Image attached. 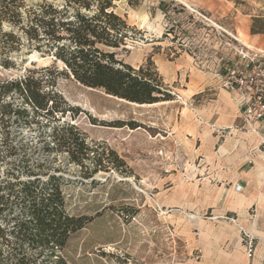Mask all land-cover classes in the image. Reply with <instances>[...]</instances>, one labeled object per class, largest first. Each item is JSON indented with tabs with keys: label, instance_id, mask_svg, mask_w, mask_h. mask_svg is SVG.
I'll use <instances>...</instances> for the list:
<instances>
[{
	"label": "rangeland",
	"instance_id": "374dc122",
	"mask_svg": "<svg viewBox=\"0 0 264 264\" xmlns=\"http://www.w3.org/2000/svg\"><path fill=\"white\" fill-rule=\"evenodd\" d=\"M40 1L24 0L27 5ZM197 1L115 2L116 14L134 29L133 40L116 51L117 58L136 69L151 61L172 101L142 106L109 97L58 75L61 63L26 49L12 56L16 70L0 68L1 79L29 69L58 72L48 104L53 115L35 116L23 106L29 116L0 120V181L3 187L12 184L11 194L1 193L7 209L0 224L9 233L0 241V264L21 258L29 264H58L48 259L49 248L13 234L21 223L35 232L18 183L38 179L36 193L47 195L49 177L56 179L65 212L82 223L59 254L65 264H264V207L248 208L236 223L232 214L219 213L225 201L218 193L221 184L204 180L201 142L188 137L211 93L187 98L188 74L172 67L183 55L191 80L197 72L217 81L219 67L236 62L237 51L248 45L242 29L256 11L252 2L264 0L232 1L221 17L203 11ZM252 25L264 29V23ZM177 69L181 85L171 82ZM15 100L20 106L22 100ZM235 122L230 129L237 128ZM70 127L92 151L79 158L82 166L58 147V140L71 139L65 130ZM96 162L106 169L92 173ZM248 238L257 246L256 256L242 263L228 246L238 243L243 254L241 244Z\"/></svg>",
	"mask_w": 264,
	"mask_h": 264
},
{
	"label": "trees",
	"instance_id": "16d2710c",
	"mask_svg": "<svg viewBox=\"0 0 264 264\" xmlns=\"http://www.w3.org/2000/svg\"><path fill=\"white\" fill-rule=\"evenodd\" d=\"M116 1L41 0L27 5L24 0H0V68L16 70L18 65L12 56L23 49L28 54L53 58L54 64L63 66L60 73L49 68L29 69L17 78H0L1 121H10L13 115L29 116L23 106H28L35 116L53 115L48 104L53 96L55 73L71 77L83 87L100 90L107 96L132 104L153 105L173 100L151 61L136 69L117 58L116 51L125 50L127 42L133 40L131 33L134 29L116 14ZM255 23L261 25L264 20H254ZM251 34H264V29L252 25ZM15 99L22 100L20 106ZM65 130L71 134V139L58 140V147L64 148L71 159L82 166L79 158L92 151L85 137L74 132V127ZM100 169L106 168L96 162L92 173ZM37 180L18 183L35 232L31 233L27 224L21 223L13 234L49 248L48 259L65 264L59 254L82 223L65 212V201L54 177L48 179L51 191L47 195L36 193L34 185ZM3 183L0 181V220L7 209L6 199L1 193L8 190L11 194L12 189V184L3 187ZM8 233L7 228L0 224V241ZM49 244L53 245L49 247ZM14 264L29 262L21 258Z\"/></svg>",
	"mask_w": 264,
	"mask_h": 264
},
{
	"label": "crops",
	"instance_id": "0c3cea01",
	"mask_svg": "<svg viewBox=\"0 0 264 264\" xmlns=\"http://www.w3.org/2000/svg\"><path fill=\"white\" fill-rule=\"evenodd\" d=\"M196 3L199 8L211 13L213 17L216 14L220 17L225 15L230 6H234V3L228 0H200ZM252 3L256 11L248 17L249 20L242 29L248 45L242 44L250 49L264 50V34H251L250 32L254 20H264V4ZM172 67L185 68V75L188 74V80L184 82L186 88L183 90L189 93L187 98H192L203 91L211 93L206 95L207 99L202 107L203 110L198 112L199 121L194 118L196 123L191 125L192 134L188 137L192 136L194 142H201L199 149L202 153L200 161L202 162L204 180L208 183L215 181L221 184L218 193L220 196L224 195L225 201L219 213L232 214L236 223L238 216L245 217L244 214L248 208L264 207L261 203L264 201V150L259 148V137L241 129L242 122L236 107V94L223 89L219 77L215 81L209 76L206 77L204 74L196 72L198 79L191 80L192 74L188 73L189 63L184 60L183 55L175 59ZM178 70L171 82L181 85L182 75L177 74ZM219 71H221L220 68ZM235 120H237L238 126L232 130L230 128L236 123ZM216 133H220L219 136H216ZM216 146L218 147L217 153L215 152ZM257 212L259 213V211ZM228 247L235 249L236 258L242 263L245 259L249 262L256 256L257 246H255L254 256L251 260L246 258L245 248L242 244L244 256L238 243Z\"/></svg>",
	"mask_w": 264,
	"mask_h": 264
},
{
	"label": "built area",
	"instance_id": "2783aa9c",
	"mask_svg": "<svg viewBox=\"0 0 264 264\" xmlns=\"http://www.w3.org/2000/svg\"><path fill=\"white\" fill-rule=\"evenodd\" d=\"M237 61L219 67L221 87L236 94V107L245 132L259 137L264 150V50L244 47L237 51ZM248 260L254 256L252 239L244 242Z\"/></svg>",
	"mask_w": 264,
	"mask_h": 264
},
{
	"label": "bare ground",
	"instance_id": "6f19581e",
	"mask_svg": "<svg viewBox=\"0 0 264 264\" xmlns=\"http://www.w3.org/2000/svg\"><path fill=\"white\" fill-rule=\"evenodd\" d=\"M143 106V105H142Z\"/></svg>",
	"mask_w": 264,
	"mask_h": 264
},
{
	"label": "water",
	"instance_id": "95a60500",
	"mask_svg": "<svg viewBox=\"0 0 264 264\" xmlns=\"http://www.w3.org/2000/svg\"><path fill=\"white\" fill-rule=\"evenodd\" d=\"M110 97V96H109Z\"/></svg>",
	"mask_w": 264,
	"mask_h": 264
}]
</instances>
